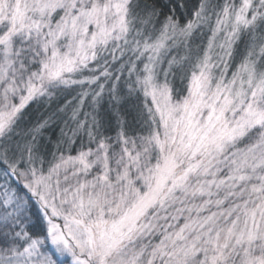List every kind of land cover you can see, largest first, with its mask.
<instances>
[{"label":"snow or ice","instance_id":"obj_1","mask_svg":"<svg viewBox=\"0 0 264 264\" xmlns=\"http://www.w3.org/2000/svg\"><path fill=\"white\" fill-rule=\"evenodd\" d=\"M0 264H264V0H0Z\"/></svg>","mask_w":264,"mask_h":264},{"label":"trees","instance_id":"obj_2","mask_svg":"<svg viewBox=\"0 0 264 264\" xmlns=\"http://www.w3.org/2000/svg\"><path fill=\"white\" fill-rule=\"evenodd\" d=\"M75 92H73L71 95H68L67 96V101L71 102V103H75ZM87 103V102H85ZM43 112V109H33L31 111V115L29 117V122L32 123V122H35L36 119H39V116L41 115V113Z\"/></svg>","mask_w":264,"mask_h":264}]
</instances>
